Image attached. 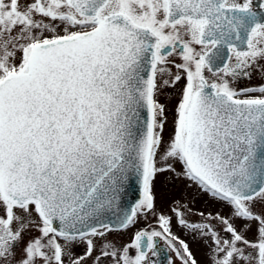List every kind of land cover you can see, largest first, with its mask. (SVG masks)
Here are the masks:
<instances>
[{
	"label": "snow or ice",
	"instance_id": "obj_1",
	"mask_svg": "<svg viewBox=\"0 0 264 264\" xmlns=\"http://www.w3.org/2000/svg\"><path fill=\"white\" fill-rule=\"evenodd\" d=\"M165 172L219 210L157 208ZM173 219L264 264V0H0V264H199Z\"/></svg>",
	"mask_w": 264,
	"mask_h": 264
},
{
	"label": "rangeland",
	"instance_id": "obj_2",
	"mask_svg": "<svg viewBox=\"0 0 264 264\" xmlns=\"http://www.w3.org/2000/svg\"><path fill=\"white\" fill-rule=\"evenodd\" d=\"M179 62V61H177ZM245 86H257L261 84L262 78L260 76H255L253 79H245ZM177 170L179 171V166L177 165ZM185 181L183 179H174L173 174L170 172H165L159 174L155 181L154 192L156 195V204L157 208L168 213L169 205L173 202V200H181L183 203H186L190 209H192L193 213H197L199 211H216L219 210V206L212 203L209 197L202 196L198 192L191 190L185 187ZM169 215L171 213H168ZM190 220L199 219L198 216L189 215L187 217ZM152 225L154 228H158V225L155 221V218L149 217L147 220L141 219L139 223L136 224L134 228H130L128 230H115L109 234L108 239L114 241L117 247H122L126 244L132 242L133 235L136 231L140 229L148 228L149 225ZM151 230V229H149ZM172 231L179 236L181 239H184L187 243H189L190 248L195 254L199 264H209V259L211 257V252L209 249L200 242L199 238L193 239L190 234L187 233L185 229H182L173 219ZM158 244H163L167 248L168 245L166 241L158 238ZM76 251L78 253L83 252V247L77 248ZM169 263L168 264H178L177 258L175 254L169 248ZM132 255L135 254L134 250L131 252ZM156 255V254H155ZM89 264L91 262L89 261Z\"/></svg>",
	"mask_w": 264,
	"mask_h": 264
},
{
	"label": "water",
	"instance_id": "obj_3",
	"mask_svg": "<svg viewBox=\"0 0 264 264\" xmlns=\"http://www.w3.org/2000/svg\"><path fill=\"white\" fill-rule=\"evenodd\" d=\"M146 112L144 116L146 117ZM141 198V189L139 181L132 177L124 185V190L121 194L120 207L122 210H129ZM115 219V217H113ZM155 258L151 260L152 264H166L168 260V250L163 244H158L156 239Z\"/></svg>",
	"mask_w": 264,
	"mask_h": 264
},
{
	"label": "flooded vegetation",
	"instance_id": "obj_4",
	"mask_svg": "<svg viewBox=\"0 0 264 264\" xmlns=\"http://www.w3.org/2000/svg\"><path fill=\"white\" fill-rule=\"evenodd\" d=\"M245 79H243V80H239V81H237L236 82V84H234L233 86L234 87H238V88H244V84H245ZM170 253V252H169ZM149 256H150V258H151V260L153 259V258H155V255H152V254H149ZM169 263V259H168V262H167V264Z\"/></svg>",
	"mask_w": 264,
	"mask_h": 264
}]
</instances>
